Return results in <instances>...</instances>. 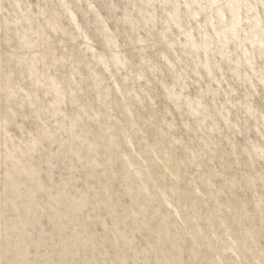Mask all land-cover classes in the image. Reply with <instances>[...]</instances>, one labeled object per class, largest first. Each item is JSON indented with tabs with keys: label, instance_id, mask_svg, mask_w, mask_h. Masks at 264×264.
Wrapping results in <instances>:
<instances>
[{
	"label": "rangeland",
	"instance_id": "1",
	"mask_svg": "<svg viewBox=\"0 0 264 264\" xmlns=\"http://www.w3.org/2000/svg\"><path fill=\"white\" fill-rule=\"evenodd\" d=\"M0 264H264V0H0Z\"/></svg>",
	"mask_w": 264,
	"mask_h": 264
}]
</instances>
